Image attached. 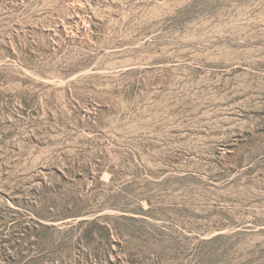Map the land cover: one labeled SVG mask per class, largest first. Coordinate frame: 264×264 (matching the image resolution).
<instances>
[{
    "label": "rangeland",
    "instance_id": "1",
    "mask_svg": "<svg viewBox=\"0 0 264 264\" xmlns=\"http://www.w3.org/2000/svg\"><path fill=\"white\" fill-rule=\"evenodd\" d=\"M0 264H264V0H0Z\"/></svg>",
    "mask_w": 264,
    "mask_h": 264
}]
</instances>
